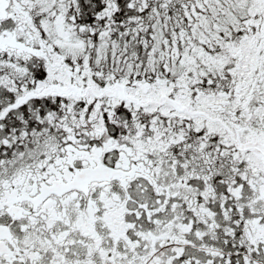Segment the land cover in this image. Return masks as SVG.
I'll list each match as a JSON object with an SVG mask.
<instances>
[{"label": "snow or ice", "instance_id": "1", "mask_svg": "<svg viewBox=\"0 0 264 264\" xmlns=\"http://www.w3.org/2000/svg\"><path fill=\"white\" fill-rule=\"evenodd\" d=\"M0 264H264V0H0Z\"/></svg>", "mask_w": 264, "mask_h": 264}]
</instances>
